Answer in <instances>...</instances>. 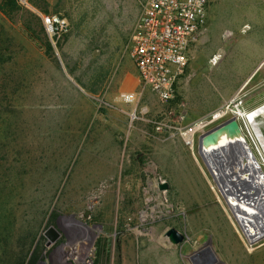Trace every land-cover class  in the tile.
<instances>
[{
	"label": "rangeland",
	"instance_id": "rangeland-1",
	"mask_svg": "<svg viewBox=\"0 0 264 264\" xmlns=\"http://www.w3.org/2000/svg\"><path fill=\"white\" fill-rule=\"evenodd\" d=\"M17 1L11 15L0 12V92L15 91L0 103L8 117L0 125L8 141L0 139V239L9 252L56 189L48 214L89 227L91 264H197L205 255L191 256L203 247L210 264H264V167L239 115L264 103V0H210L176 96L161 102L137 83L134 104L119 99V84L135 70L127 46L145 0H46L44 13L67 21L59 36L45 33L50 53L24 30L25 11L39 12ZM232 116L237 132L220 131L199 153V135ZM257 121L264 136V112ZM197 122L208 124L190 148L178 128ZM161 181L169 188L160 190ZM171 226L185 232L182 244L167 241Z\"/></svg>",
	"mask_w": 264,
	"mask_h": 264
},
{
	"label": "built area",
	"instance_id": "built-area-1",
	"mask_svg": "<svg viewBox=\"0 0 264 264\" xmlns=\"http://www.w3.org/2000/svg\"><path fill=\"white\" fill-rule=\"evenodd\" d=\"M209 4L210 0L144 1L127 53L138 84L159 101L167 102L176 96L177 84L188 66V52L205 28ZM39 14L50 39L67 29V21L60 13ZM140 93L121 91L118 96L123 103L134 104ZM223 114L217 113L213 119ZM207 124L197 122L179 127L178 134L192 148L195 136ZM77 223L65 220L60 237L47 246L49 251L43 253L37 264H91L95 248L93 233L89 227Z\"/></svg>",
	"mask_w": 264,
	"mask_h": 264
},
{
	"label": "trees",
	"instance_id": "trees-1",
	"mask_svg": "<svg viewBox=\"0 0 264 264\" xmlns=\"http://www.w3.org/2000/svg\"><path fill=\"white\" fill-rule=\"evenodd\" d=\"M29 1H30L29 4L32 6L34 10L38 11L39 13L47 12L46 0H29ZM19 8L20 6L17 0H0V12L4 15H11ZM25 12L26 15L23 17V25L27 36L35 43L39 44V46L42 47L46 53H50L53 50V47L45 34L40 16H38L34 12H30V11H25ZM33 18H36L39 22L37 29L34 26ZM6 48L7 45L5 40H3L0 37V64L4 61L2 50ZM7 57H11V56H7ZM0 88H6L5 82L3 86H1L0 83ZM85 88L87 89V91L93 94H95L98 90L97 88H92V87L90 88L85 87ZM8 93L5 95L4 92H0V103L5 102L7 105H9L10 97L7 96ZM9 94H11V97H13L15 91L12 90ZM4 110L6 114L10 113L11 116L13 115V110L9 106L4 107ZM1 112L2 111H0V113ZM260 112H264V107L253 113V115H250V117L253 122V126L256 127V132L260 140L264 142L263 129L261 128L260 122L257 121V115ZM5 116H2L0 114V125H3V123L4 126L7 125L8 117L6 118ZM0 139H4L1 140L2 142H4L1 145L5 146L6 142H8L5 140L7 139L6 136H0ZM55 194H56V189L53 191V193L49 195V198L46 200L47 202L39 206L40 208L38 209V215L40 219L35 226L31 228L28 226L27 229L22 228L21 230L19 229L17 230L16 236L14 237L15 239L12 238V241L14 242V249H15L14 252L13 251L9 252L8 250L9 247L7 248L8 238L6 237L7 239H5V236L2 235L0 239L1 264H37L38 261L43 258L46 239L43 234H39V230L44 220H46L45 227L48 228L49 226H55L57 212L51 210V212L48 214Z\"/></svg>",
	"mask_w": 264,
	"mask_h": 264
},
{
	"label": "water",
	"instance_id": "water-1",
	"mask_svg": "<svg viewBox=\"0 0 264 264\" xmlns=\"http://www.w3.org/2000/svg\"><path fill=\"white\" fill-rule=\"evenodd\" d=\"M223 130H225L229 135H234L237 132V127L234 123L233 116L229 118L228 120L218 124L214 128L201 133L198 137V142H197L198 150H201V146L207 144L210 140H215V139L217 140V134ZM222 146H224V144H222ZM158 188L160 190H166L169 188V183L167 181H161L158 183ZM240 188H248V184L243 182V184L240 185ZM43 235L46 239V245L48 246L51 243L55 242L60 237L61 230L59 227L56 228L54 226H49L48 228L45 229V231L43 232ZM164 236L167 238V241L172 245L182 244L187 239L185 232L180 231L173 226L168 227L164 231ZM197 252H200L202 254L208 252L206 259H210L209 263H211V261H213L214 259L213 253L209 247H203ZM193 255L191 256V260H192Z\"/></svg>",
	"mask_w": 264,
	"mask_h": 264
},
{
	"label": "bare ground",
	"instance_id": "bare-ground-1",
	"mask_svg": "<svg viewBox=\"0 0 264 264\" xmlns=\"http://www.w3.org/2000/svg\"><path fill=\"white\" fill-rule=\"evenodd\" d=\"M264 107V103H262L261 105L255 107L254 109L250 110V111H242L239 113V115L241 116L245 126L247 127L248 131H249V134L251 135V138L254 142V144L257 146L258 148V151L260 152L261 154V162H262V165L264 167V142L262 140H260L257 132H256V127L253 126V122L251 120V117L250 115H253V113H255L256 111L260 110L261 108ZM215 145V144H214ZM216 146V149H217V146H219L218 144L215 145ZM203 151V145L201 146V150L199 153H201ZM203 154V153H202ZM231 170L234 172V168L232 167ZM74 223H77V222H74ZM199 255H205V258L203 259V261H201L200 263H197V264H210L209 261L210 259H206V256L208 255V252L207 253H200V252H197L193 255L192 257V260L194 262V259L197 260L196 258L199 256Z\"/></svg>",
	"mask_w": 264,
	"mask_h": 264
},
{
	"label": "crops",
	"instance_id": "crops-1",
	"mask_svg": "<svg viewBox=\"0 0 264 264\" xmlns=\"http://www.w3.org/2000/svg\"><path fill=\"white\" fill-rule=\"evenodd\" d=\"M137 83L138 80L135 70L126 71L120 79L119 91H133Z\"/></svg>",
	"mask_w": 264,
	"mask_h": 264
},
{
	"label": "flooded vegetation",
	"instance_id": "flooded-vegetation-1",
	"mask_svg": "<svg viewBox=\"0 0 264 264\" xmlns=\"http://www.w3.org/2000/svg\"><path fill=\"white\" fill-rule=\"evenodd\" d=\"M65 225V219L63 218H59L55 220V226L59 227L61 229V227H64ZM54 226V227H55ZM46 247V246H45ZM48 249V248H47Z\"/></svg>",
	"mask_w": 264,
	"mask_h": 264
}]
</instances>
